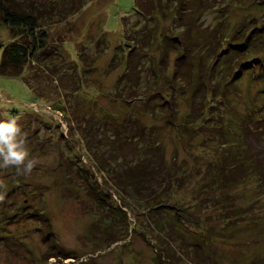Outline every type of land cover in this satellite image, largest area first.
Wrapping results in <instances>:
<instances>
[{"label":"rangeland","instance_id":"obj_1","mask_svg":"<svg viewBox=\"0 0 264 264\" xmlns=\"http://www.w3.org/2000/svg\"><path fill=\"white\" fill-rule=\"evenodd\" d=\"M177 1L186 2L192 30L187 16L177 17ZM154 2L146 16L136 0H77L75 13L46 23L59 53L49 67L33 62L22 76L0 73V119H18L35 162L30 172L0 167V264H165L157 254L171 246L173 264H264L259 178L237 168L241 179L228 178L221 162L230 155L264 170V50L233 78L244 33L237 34L264 40V0ZM137 22L145 43L137 38L143 29L131 31ZM180 32L200 49L189 59L180 58ZM11 41L2 24L0 61ZM102 121L143 140L139 126L154 131L175 176L168 205L154 215L163 230L141 203L125 193L130 206H123L105 183L85 131ZM110 192L126 213L110 212ZM180 209L193 226L180 222ZM59 250L70 257L50 256Z\"/></svg>","mask_w":264,"mask_h":264},{"label":"trees","instance_id":"obj_2","mask_svg":"<svg viewBox=\"0 0 264 264\" xmlns=\"http://www.w3.org/2000/svg\"><path fill=\"white\" fill-rule=\"evenodd\" d=\"M169 2H171V0H169ZM177 4L179 5L178 10H176L177 17L179 20H183L185 16H187V11L185 10L189 9L185 1H177L176 5ZM82 6L83 4H77V0H0V27L2 24L7 25L12 35V41L9 44L3 45L4 50L0 61V73L7 76H22L25 74L28 66L33 62H35L36 65L45 64L49 67L50 64L59 57V53L57 50L52 49L47 42L49 36L45 28L46 23L51 20L62 21L68 18L69 15L75 13L76 9H80ZM136 6L139 10V14L150 16L155 12L156 2H154V0H136ZM191 17H193V14L190 12L189 18ZM186 20L188 22V28H191L189 30H192V23L188 21V16ZM130 27H133L131 31L135 30L137 32H141L143 29L139 22L132 26L130 25ZM252 32L248 30L246 34L245 32L237 34V36L243 33L245 35L243 34L241 41L237 42L235 45L236 51L238 55H240L238 62H241L240 65L237 66V71L233 74V78L239 77L242 68H247L249 66V62H251L249 58L254 57L259 51L264 50V40L262 42H253L252 39L256 36V32ZM145 33H147V30L145 31L144 29L139 33L142 35L141 37H137L140 43H145L147 39ZM182 34L183 32H180V36H175V38H177L176 43L183 49V54L180 58L189 59V56L191 54L194 55L195 51L199 48L191 41H189L190 43H186L181 37ZM250 42L251 44H249ZM247 43L249 44L248 46ZM125 48H123L124 51ZM128 67L131 69V64L130 66L128 65ZM128 72L129 71H127V73ZM133 72L138 73V70L136 71L134 69ZM182 75L187 77L189 74L185 73ZM175 77L179 78L178 75H175ZM140 79V76L136 77V84H140ZM25 80L34 89L31 76H26ZM184 80L190 82L189 77ZM134 122L127 123L129 130H131V128L138 129V126H136ZM100 123L101 124L97 126L99 128L96 129L95 127H91L85 131H87L86 134L90 138L88 143L90 144V149L93 151L94 162H96L98 170L101 173L106 171L109 176L108 178L106 176L105 183L109 185L115 193L117 192L123 206H130V203L127 202L124 195L125 193H127L128 198L141 203L146 213L153 216L156 226L163 230L162 228L165 226L163 220L159 219L160 215L156 216V218L154 215H156L158 209L165 206V203L168 205L167 198L169 199L172 194L171 190L173 189V184H175V176L172 173V167L170 168L166 159L163 158L162 151H159L161 150L160 143L156 142V140L151 137L154 131H152L150 127L148 129L146 126H139V129L141 128L140 132L144 131L147 133V137L143 140L139 132H136L134 135L131 131L114 127L110 125L109 122L107 123V121H102ZM98 132L102 134L100 139ZM229 156L221 160L228 178L229 176H233V180H236L237 177L239 178L240 174L237 173V169H239L241 173L245 172V170L250 174L254 173L259 178L261 183L260 189L263 191L264 195V170H261L260 166L258 169L257 164L249 168L246 164L243 165L242 161L231 160ZM127 157L130 159L127 160ZM235 168L237 169L235 170ZM100 189L105 191L102 187H100ZM109 199V206L112 208L110 212H125L119 207L118 200L113 198L111 192L109 194ZM179 211H181V209L177 211V218H180V222L184 223L185 221H189V223H192L190 226H193L194 220L192 218L190 219L186 214H180ZM118 240L119 237L115 235L114 238H112V243ZM164 251L167 252L165 253ZM164 251L162 250L157 254L159 260L165 264H173L170 256L176 250L171 246V249L168 248ZM52 253L53 254L50 256L59 257L60 259L63 258V260L70 257L68 253H63L62 250Z\"/></svg>","mask_w":264,"mask_h":264},{"label":"clouds","instance_id":"obj_3","mask_svg":"<svg viewBox=\"0 0 264 264\" xmlns=\"http://www.w3.org/2000/svg\"><path fill=\"white\" fill-rule=\"evenodd\" d=\"M28 156L18 119H0V167L15 166L20 170L23 166L25 172H30L35 162Z\"/></svg>","mask_w":264,"mask_h":264}]
</instances>
